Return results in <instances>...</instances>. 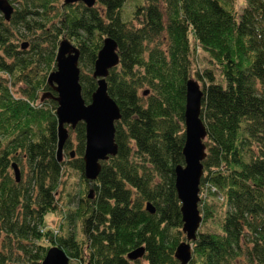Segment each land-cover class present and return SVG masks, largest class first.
<instances>
[{
    "label": "trees",
    "instance_id": "1",
    "mask_svg": "<svg viewBox=\"0 0 264 264\" xmlns=\"http://www.w3.org/2000/svg\"><path fill=\"white\" fill-rule=\"evenodd\" d=\"M127 1L96 0L92 8L8 1L17 7L8 22L0 18V264H41L44 243L76 264H179L174 252L185 235L174 169L184 164L185 82L192 78L203 93L206 156L188 264H264V0H241L239 7L237 0H144L124 18ZM106 37L119 56L106 78L120 111L118 152L101 163L93 198L66 215L79 222L83 239L77 231L58 237L44 226L46 215L58 211L63 176L56 103L39 100L51 91L47 75L66 38L79 50L81 94L89 103ZM21 39H30L26 49L19 50ZM197 50L209 67L193 77ZM1 74L22 84L18 96ZM72 131L76 157L69 168L87 182L84 124ZM22 160L28 173L16 183L9 168ZM140 247L143 257L128 260Z\"/></svg>",
    "mask_w": 264,
    "mask_h": 264
},
{
    "label": "water",
    "instance_id": "2",
    "mask_svg": "<svg viewBox=\"0 0 264 264\" xmlns=\"http://www.w3.org/2000/svg\"><path fill=\"white\" fill-rule=\"evenodd\" d=\"M82 3L86 8H92L96 0H63L64 5ZM13 7L8 0H0V18L9 21ZM24 45V44H23ZM24 45L22 48L24 49ZM79 50L68 39L59 41L56 56L55 70L49 73L47 85L51 91L44 93L40 99H52L57 107L56 116V160H62L63 148L68 139L67 126L74 130L78 123L85 124V149L82 156L83 174L87 181L94 182L101 170V162L117 154L115 143V122L120 119L117 104L107 92L106 78L109 71L119 64L117 44L109 37L102 41L94 62L92 77L96 79V90L91 95L89 103H85L81 94ZM55 93V96L52 94ZM147 95V91L143 93ZM203 93L194 79H188L185 86L184 108V145L182 155L184 164L175 167V191L180 203L182 232L186 241L180 243L174 252L179 264H188L192 258L190 242L195 241L196 233L201 222L199 203V184L203 175L202 161L205 159L204 139L206 129L200 118ZM70 158H74L73 152ZM16 182H19V169L12 165ZM91 198L92 191L89 193ZM147 210L153 214L154 208L147 204ZM145 253L140 247L127 255V259L134 261L141 259ZM41 264H69V257L59 247L47 250Z\"/></svg>",
    "mask_w": 264,
    "mask_h": 264
},
{
    "label": "rangeland",
    "instance_id": "3",
    "mask_svg": "<svg viewBox=\"0 0 264 264\" xmlns=\"http://www.w3.org/2000/svg\"><path fill=\"white\" fill-rule=\"evenodd\" d=\"M58 1H59V3H58L59 5L63 4V0H58ZM137 3L142 6V5H144V0H128L126 2V4L123 7L124 18H128L130 13H132L133 6H135ZM241 4H242V1L237 0V6L239 7ZM12 5H13V8L17 7V4H15V3ZM237 9H240V8H237ZM133 24H135V22ZM20 32L24 33L23 30H21ZM21 40H22L21 42H24L25 43L24 45L27 47V44L30 41V39H21ZM21 42H19V43H21ZM24 45H20L19 50H23L22 47ZM26 47L24 49H26ZM195 54H196V59H193V69H192L193 70L192 71L193 77H194L195 69L198 70L200 68L201 70H203V68H206L205 66L207 65V61L204 59V57H203L204 54L202 53V51L197 50ZM48 75H47V77H48ZM214 75L217 76V73H214ZM1 77L3 80H7L8 86L11 87L10 88L11 92L14 93L15 96H18V89L22 87V84L20 82H16V79L14 77L11 78L6 74H1ZM144 92H145L144 90L143 91L140 90L139 95L142 97L145 96L143 94ZM44 93H47V92H44ZM41 97H42V94H41ZM41 97H40V99H41ZM49 99L50 98H46L43 101L49 100ZM43 101H41V102H43ZM39 102H40V100H39ZM56 107H57V105H56ZM67 130L69 133L68 139H67V142L63 148L62 160L60 161V162L63 161V163H64L63 164L62 185L59 187V189L57 191V195H56L58 211L55 213H51V214L46 215L45 221H44L45 222L44 226H45L46 230H50L51 232L55 233L56 236H58V237H66L67 235L71 234V232L77 231L78 232V238H80L79 240H82L83 235L80 232L79 222L76 220L69 222L65 218H66L67 214L72 213L76 210V208L78 207L81 200H83L85 198L90 200L93 198V195H91V198H89V195H90L89 193H90V191H92V185H91L92 182H90V181H87L88 183L85 182L82 179L81 173L79 171H75V170L69 168L68 161L71 159L69 157L70 153L73 152L74 156L76 157V154H75L76 138H75V134L73 133V131L70 129L69 126H67ZM75 157H74V159H75ZM11 162H12V164H11V167L9 168V176L11 178H13L14 181L16 182L15 174H14V170L12 168V165H17V167L19 169V178L22 181H24L26 178V175L28 173V168L25 165L24 160H22L21 164H19V165L14 161H11ZM83 176H84V174H83ZM19 182H20V180H19ZM19 182H16V183H19ZM3 238H0V242H2ZM44 246L45 247H48V246L53 247L54 245H48L47 246V244L44 243ZM136 260H139V259H136ZM136 260H134V261H136ZM69 264H76V262L72 261L69 258ZM142 264H146V263H142Z\"/></svg>",
    "mask_w": 264,
    "mask_h": 264
},
{
    "label": "bare ground",
    "instance_id": "4",
    "mask_svg": "<svg viewBox=\"0 0 264 264\" xmlns=\"http://www.w3.org/2000/svg\"><path fill=\"white\" fill-rule=\"evenodd\" d=\"M95 62V61H94ZM55 70V69H54ZM83 70H85V69H83ZM52 72V71H51ZM86 72V71H85ZM89 73V72H88ZM193 79V78H192ZM80 82V81H79ZM186 83V82H185ZM95 87H97V85L95 86ZM13 88V87H12ZM95 90H96V88H95ZM93 94V93H92ZM91 94V95H92ZM90 99H91V97H90ZM41 103V102H40ZM56 110V109H55ZM80 123H82V122H80ZM84 124V123H83ZM84 127H85V124H84ZM72 132V131H71ZM85 132H86V129H85ZM69 134V133H68ZM74 135V134H73ZM67 142V141H66ZM84 149H85V145H84ZM84 154V153H83ZM117 155V154H116ZM115 155V156H116ZM75 157V156H74ZM114 157V156H113ZM109 158H111V157H109ZM64 160V159H63ZM71 160V159H70ZM103 162H105V161H103ZM102 163V162H101ZM204 172V171H203ZM200 206V205H199ZM146 210H147V204H146ZM148 211V210H147ZM182 221V220H181ZM183 226V225H182ZM201 227V226H200ZM200 230V229H199ZM181 231H182V229H181ZM183 233V232H182ZM184 234V233H183ZM197 234V233H196ZM185 235V234H184ZM185 241H186V235H185ZM182 243V242H181ZM45 244H47V243H45ZM47 246H48V244H47ZM53 247H55V246H53ZM49 248H51V247H49ZM177 248V247H176ZM48 249V248H47Z\"/></svg>",
    "mask_w": 264,
    "mask_h": 264
}]
</instances>
